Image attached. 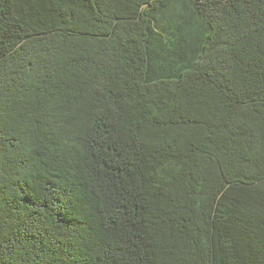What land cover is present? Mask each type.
Here are the masks:
<instances>
[{
	"label": "trees",
	"instance_id": "trees-1",
	"mask_svg": "<svg viewBox=\"0 0 264 264\" xmlns=\"http://www.w3.org/2000/svg\"><path fill=\"white\" fill-rule=\"evenodd\" d=\"M0 264H264V0H0Z\"/></svg>",
	"mask_w": 264,
	"mask_h": 264
}]
</instances>
